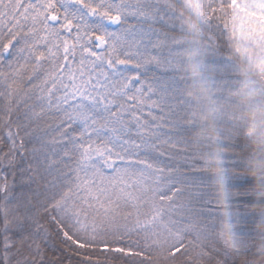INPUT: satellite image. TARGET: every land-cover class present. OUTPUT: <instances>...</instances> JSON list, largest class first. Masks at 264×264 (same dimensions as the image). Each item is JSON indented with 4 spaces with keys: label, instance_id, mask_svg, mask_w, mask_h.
<instances>
[{
    "label": "snow or ice",
    "instance_id": "1",
    "mask_svg": "<svg viewBox=\"0 0 264 264\" xmlns=\"http://www.w3.org/2000/svg\"><path fill=\"white\" fill-rule=\"evenodd\" d=\"M199 8L206 108L182 0H0V264H264L261 122L238 115L264 88L240 91L227 39L234 19L264 51V0ZM246 62L264 75V55ZM216 171L234 190L223 215Z\"/></svg>",
    "mask_w": 264,
    "mask_h": 264
},
{
    "label": "trees",
    "instance_id": "2",
    "mask_svg": "<svg viewBox=\"0 0 264 264\" xmlns=\"http://www.w3.org/2000/svg\"><path fill=\"white\" fill-rule=\"evenodd\" d=\"M187 1V2H186ZM185 7L188 11L184 16V23L188 28L187 51L184 56V71L188 79L189 91L194 97L198 98L199 104L206 108L209 90L211 89V80L216 76V72L211 66L204 68L205 53H197L195 50L200 44V26L198 23V16L200 13L199 4L202 0H186ZM191 5L189 6V4ZM188 23L190 25H188ZM235 28V31L233 29ZM227 39L231 42L230 48L233 50L231 59L237 67L235 75L239 78L238 88L242 93H247L248 89L253 85H245V81H253L258 87L264 88V75L258 74L252 65L246 62V58L257 55H264V51L257 52L249 43L245 33H242L239 26L234 19H229V35ZM201 66L199 69L197 66ZM204 89V90H202ZM239 103L243 106V110L239 112L240 121L246 123L250 128L253 120L260 121V131L254 135L249 142L251 159L249 160V168L252 170L249 175H254L257 172L264 171V96L259 93L251 95H241ZM195 102V101H194ZM202 123L205 125L202 129H198L195 139L199 141L203 136H214L213 131L215 121L209 114L206 120ZM208 151L213 154L214 167L220 169L219 161L222 157V150L218 149L214 143H210ZM215 182L213 183V190L217 198L221 201L220 208L223 215L224 205L223 201L227 196H230L234 190L228 187L227 173L216 171L213 173Z\"/></svg>",
    "mask_w": 264,
    "mask_h": 264
},
{
    "label": "rangeland",
    "instance_id": "3",
    "mask_svg": "<svg viewBox=\"0 0 264 264\" xmlns=\"http://www.w3.org/2000/svg\"><path fill=\"white\" fill-rule=\"evenodd\" d=\"M185 1L186 0H182V3H185ZM189 1V0H188ZM187 2V1H186ZM191 5V3L189 4V6ZM185 19H186V15H185ZM187 20V19H186ZM188 25H190L189 23H188Z\"/></svg>",
    "mask_w": 264,
    "mask_h": 264
}]
</instances>
